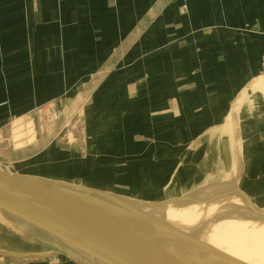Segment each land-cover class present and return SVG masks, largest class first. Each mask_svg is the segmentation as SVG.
I'll use <instances>...</instances> for the list:
<instances>
[{
	"label": "crops",
	"instance_id": "obj_1",
	"mask_svg": "<svg viewBox=\"0 0 264 264\" xmlns=\"http://www.w3.org/2000/svg\"><path fill=\"white\" fill-rule=\"evenodd\" d=\"M66 106L65 148L39 114ZM233 146L264 206V0H0V166L162 201L228 181Z\"/></svg>",
	"mask_w": 264,
	"mask_h": 264
},
{
	"label": "water",
	"instance_id": "obj_2",
	"mask_svg": "<svg viewBox=\"0 0 264 264\" xmlns=\"http://www.w3.org/2000/svg\"><path fill=\"white\" fill-rule=\"evenodd\" d=\"M200 190L180 198L147 201L69 180L12 172L0 166V212L18 216L32 225L38 224L67 243L78 245L70 251L54 248V253L69 254L72 251L84 258L93 257L94 253L123 264H258L251 260L264 261V257L247 252L237 244L215 239L210 233L220 219L227 220L226 217L235 214L233 219L263 224L264 206L251 202L243 192L222 191L202 199L196 196ZM233 196L241 198L245 209L235 207L239 206L235 204L225 214L212 211L208 217L204 216L202 220L193 217L192 221L167 216L169 209L186 210L193 203L213 209L218 199ZM80 221L89 224L98 239L93 238L92 231L76 225L83 223ZM30 239L49 246L47 240L39 236H30ZM226 250L244 258L232 254L236 258ZM6 255L42 258L51 253Z\"/></svg>",
	"mask_w": 264,
	"mask_h": 264
},
{
	"label": "rangeland",
	"instance_id": "obj_3",
	"mask_svg": "<svg viewBox=\"0 0 264 264\" xmlns=\"http://www.w3.org/2000/svg\"><path fill=\"white\" fill-rule=\"evenodd\" d=\"M77 113H78V111L76 109L73 110V107L70 108L69 106H66L64 109H58V111H57V109L54 111H51V110L44 111L43 113L39 114V115H42V119L39 122L41 125V130L42 131L44 130L45 122L48 125H53V127L56 128L54 131H55V134L57 137V141L60 143V145L62 147L66 148L68 142L74 141V139L76 137L78 138L80 135V132H81L79 130V126L77 124L78 122L76 120L77 119L76 116H79V114H77ZM232 148H234V152L236 153L237 158H235V159H237V162H236V165L233 167V169L230 170V172H229L230 177H229V179H227L228 181L223 182L222 178H218L214 181H211L210 187H211L212 191L206 185L204 188L203 187L201 188V190L199 191L200 193L197 192V195H196L197 197L199 196V198H203V199L208 198L209 196H213L215 194H218L217 192H222V191L227 190V189L230 192L238 191L237 188L239 186V179L246 172V167H244V163L242 164V160L240 159V153H241L240 148H241V146H233ZM3 167H5V166H3ZM18 167L24 168V169H30L29 165H27V162H25L22 164L17 163V165H13V166L11 165V166H9V170H11L13 172V171H16ZM5 168H7V167H5ZM254 176H258V175H254ZM207 189L209 191H207ZM204 190L207 192L208 195L204 193ZM210 192H211V195L209 194ZM240 199L241 198L236 197V196L231 197V199H229V198L218 199L217 201H215V203H214L215 207H213V209H210L211 207H209V206L204 207V205H199V204H196V205H198V207H196V205H194V203H193V205L195 207H193V205H191V208H196L197 210H199V212L204 211L205 214L202 215V218H200V215H198V216H186L188 218V220L187 219H185V220L186 221H192L191 218H193V217H195V219H197V217H198L199 219L202 220L204 216L208 217L212 211H214V212L215 211H221L222 214H225L228 211H231V207H234L233 205H235V204H239V206L235 205V207H238V208L242 207L243 208V203ZM235 202H237V203H235ZM199 206H201V207H199ZM204 208H205V210H204ZM243 209H245V208H243ZM169 211H171L174 215L177 214V216L180 213V211L176 210V209H169ZM233 217H226V218L235 220V219H233ZM220 220L223 221L226 219L222 218ZM236 221L237 222L238 221L247 222L246 220H240V219H238V220L236 219L234 222H236ZM249 223L250 224H245L247 227H250L251 230L253 229L252 232L248 234L249 237H246V232L244 230H242L240 228V226H236V228H234V229L237 230L238 233H236L235 235L232 236L227 231V235L233 240L229 243H231L232 245L237 244L238 246H240L242 248L246 247V250H248L247 252L255 253V254L260 255L261 257H264V234H263V236H259V235L255 236V234H257L256 231L260 230L264 227V223L263 224H257L254 222L253 223L249 222ZM224 224H227V223H224ZM261 226H263V227H261ZM214 229H215V227L212 228L210 231L212 237L215 239H218V240L219 239L223 240V242H224L226 239L223 237L224 235H222V234L217 235L218 231H216ZM49 235H51V236H49ZM30 236H39L42 239L47 240V242L49 243V246H44L38 242L31 240ZM52 237H53V239H52ZM54 239H57V242ZM257 242H258V244H257ZM205 244H207V243H205ZM259 244L262 245V247H259L260 246ZM77 246L78 245L74 242L73 243L72 242L67 243L62 238H59L57 235H55L53 232L47 231L46 229L42 228L38 224L32 225V224L28 223L27 221L20 219V217H18V216H15L13 214L6 213V212H0V257L2 259V262L8 261V262L20 264V262H22V261L23 262H35L36 260L40 259L38 257H36V258L9 257L6 255L8 253L17 254V255H19V254L51 253V255L45 256L42 258L44 260H53L56 258L67 257L69 259L71 258L72 260L76 261L77 264H121V263H117L116 261H113V260L105 258V257L102 258V257H100L94 253L93 254L90 253L93 255V257L91 256V257L84 258L82 256L75 255L74 252H72V251L69 254L54 253L53 252V250H55L54 248L69 249V251H70V249H72L73 247L77 248ZM251 261L252 262L254 261L258 264H264V261H262V260L258 261L256 259H253Z\"/></svg>",
	"mask_w": 264,
	"mask_h": 264
},
{
	"label": "bare ground",
	"instance_id": "obj_4",
	"mask_svg": "<svg viewBox=\"0 0 264 264\" xmlns=\"http://www.w3.org/2000/svg\"><path fill=\"white\" fill-rule=\"evenodd\" d=\"M234 124V123H233ZM236 124V123H235ZM237 126H238V124H237ZM235 128V127H234ZM235 131H236V128L234 129ZM234 131V132H235ZM238 131H239V129H238ZM219 185V184H218ZM208 188V187H207ZM210 188V187H209ZM210 190H211V188H210ZM207 191H209L208 189H207ZM212 191V190H211ZM204 193L205 194H207V192L204 190ZM218 193V192H217ZM210 195H211V192L209 193ZM214 194V193H213ZM208 195V194H207ZM206 195V196H207ZM208 197V196H207ZM203 199V198H202ZM193 205V204H192ZM194 205H196V204H194ZM193 205V207H195ZM196 207H198V205H196ZM199 207H201V206H199ZM205 209V208H204ZM192 210V211H191ZM179 211H180V213H179V215L177 216V214L176 215H174L171 211H169L168 210V213H167V216H168V218L170 217V218H172V219H178V220H182V221H184L185 219H187L188 220V218L186 217V216H198V215H200V217H202V215H204L205 213H204V211H202V212H199V210H197L196 208H193V209H191V208H187L186 210H184V209H179ZM208 213V212H207ZM169 218V219H170ZM236 220V219H235ZM235 220H230V219H227V220H224V221H220L219 223H217L214 227H215V229L214 230H216V231H218V233H217V235H224L223 237L224 238H226L225 239V241L224 242H226V243H229V242H231V241H233L228 235H227V231L229 232V234H231L232 236L233 235H235L236 233H238V231L237 230H235L234 228H236V226H240V228L242 229V230H244L245 232H246V237H249L248 236V234L249 233H251L252 232V230H251V228L250 227H247L245 224H250V223H248V222H240V221H236V222H234ZM80 222H83V223H76V225H78L80 228H83V229H85V230H90V231H92V235H93V238H95V239H98V237L94 234V232H93V230H92V228L90 227V225L89 224H87L85 221H80ZM224 223H227V224H224ZM246 226V227H245ZM261 227H263V226H261ZM255 231V230H254ZM256 233L257 234H255V236L257 235H259V236H263V234H264V227L262 228V229H260V230H257L256 231ZM49 236H51V235H49ZM52 239H53V237H52ZM56 242H57V239H54ZM221 241H223V240H221ZM202 243V242H201ZM204 243V242H203ZM202 243V244H203ZM205 244V243H204ZM231 244V243H230ZM257 244H258V242H257ZM207 245H210V244H207ZM260 245V244H259ZM259 247H262V245H260ZM245 249H246V247H244ZM226 252L227 253H229V254H235L238 258H240V259H243L244 257H243V255H240V254H238L237 252H233L232 250H226ZM232 256H234V255H232ZM236 256H234V257H236ZM263 256V255H262ZM236 257V258H237ZM244 260H246V259H244ZM121 264H123V263H121Z\"/></svg>",
	"mask_w": 264,
	"mask_h": 264
}]
</instances>
